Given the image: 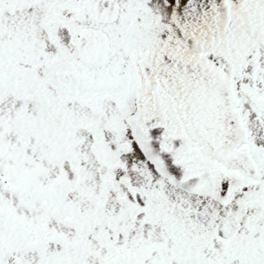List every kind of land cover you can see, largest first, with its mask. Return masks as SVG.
<instances>
[{
  "label": "snow or ice",
  "instance_id": "6c2138e0",
  "mask_svg": "<svg viewBox=\"0 0 264 264\" xmlns=\"http://www.w3.org/2000/svg\"><path fill=\"white\" fill-rule=\"evenodd\" d=\"M0 264H264V0H0Z\"/></svg>",
  "mask_w": 264,
  "mask_h": 264
}]
</instances>
